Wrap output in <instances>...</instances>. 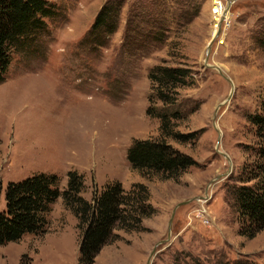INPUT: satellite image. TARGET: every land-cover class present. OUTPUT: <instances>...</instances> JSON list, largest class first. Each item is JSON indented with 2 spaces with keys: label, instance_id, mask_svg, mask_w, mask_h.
<instances>
[{
  "label": "rangeland",
  "instance_id": "rangeland-1",
  "mask_svg": "<svg viewBox=\"0 0 264 264\" xmlns=\"http://www.w3.org/2000/svg\"><path fill=\"white\" fill-rule=\"evenodd\" d=\"M48 1L54 16L13 48L0 82V211L9 182L55 173L65 189L75 170L87 200L113 180L146 199L94 264H264V229L241 234L232 193L259 140L248 116L264 100V0H234L215 40L214 0ZM158 68L187 75L167 101ZM165 113L194 134L166 138L195 162L173 177L127 157L136 139L162 137ZM78 224L60 197L45 233L0 244V264H81Z\"/></svg>",
  "mask_w": 264,
  "mask_h": 264
},
{
  "label": "trees",
  "instance_id": "trees-1",
  "mask_svg": "<svg viewBox=\"0 0 264 264\" xmlns=\"http://www.w3.org/2000/svg\"><path fill=\"white\" fill-rule=\"evenodd\" d=\"M53 7L48 0H0V82L4 81L11 65L13 48L34 39L31 36L47 27L46 18L56 12ZM108 18L100 15L96 25L103 24ZM159 69L163 76L153 73L151 78L158 83V98L167 101L187 75L181 69ZM148 113L151 114L150 109ZM159 117L162 137L136 139L127 157L134 167L143 172L173 177L195 162L187 154L173 148L166 138L184 141L194 134L174 132L168 113ZM248 119L255 127L258 146L251 166L244 165L237 179L240 185L235 186L232 193L244 227L241 234L253 237L264 229V100L261 110L250 114ZM60 182L57 174L45 172L22 181L9 182L5 193L6 210L0 211V244L18 242L25 233H45L48 214L60 197L79 220L78 227L82 231L79 244L81 264L95 263L101 249L114 238L116 227L133 229L141 221L138 205L146 200L145 196L138 198L134 195L135 190L126 191L118 180L107 182L92 201L81 194L85 188V177L78 171H69L65 189H61Z\"/></svg>",
  "mask_w": 264,
  "mask_h": 264
},
{
  "label": "built area",
  "instance_id": "built-area-1",
  "mask_svg": "<svg viewBox=\"0 0 264 264\" xmlns=\"http://www.w3.org/2000/svg\"><path fill=\"white\" fill-rule=\"evenodd\" d=\"M216 0H214V2H215ZM218 1V4H223L225 7V9H226V11L228 10V11H230V9H231V5H232V3H231V5L229 6V4H228V0H226L227 1V3L226 4H224L223 3V1L222 0H217ZM234 0H232V2H233ZM217 4H215L214 3V8H213V13H214V15L215 14H217L218 12H217V10L215 11V6H216ZM214 15H213V17H214ZM214 19V18H213ZM227 19H228V17H226V18H224V17H222L219 21H218V23H219V29H218V31L216 32V34L214 35V37H213V40H215L216 38H219L220 36H221V32H222V29H223V24H224V22L225 21H227ZM217 23V24H218ZM216 23H215V20H214V25H215ZM213 25V27L215 28V26Z\"/></svg>",
  "mask_w": 264,
  "mask_h": 264
},
{
  "label": "bare ground",
  "instance_id": "bare-ground-1",
  "mask_svg": "<svg viewBox=\"0 0 264 264\" xmlns=\"http://www.w3.org/2000/svg\"><path fill=\"white\" fill-rule=\"evenodd\" d=\"M215 4H217L215 7V11L217 10V14H215L214 15V20H215V28H214V31H213V34H212V36L214 37V35L216 34V32L218 31V29H219V23H218V21L222 18V17H224V18H226L227 16H226V13H227V11H226V9L224 8L225 6L221 3V4H218V1L216 0L215 2H214ZM229 12V11H228ZM218 23V24H217Z\"/></svg>",
  "mask_w": 264,
  "mask_h": 264
},
{
  "label": "water",
  "instance_id": "water-1",
  "mask_svg": "<svg viewBox=\"0 0 264 264\" xmlns=\"http://www.w3.org/2000/svg\"><path fill=\"white\" fill-rule=\"evenodd\" d=\"M231 3H232V0H228V4H229V6L231 5Z\"/></svg>",
  "mask_w": 264,
  "mask_h": 264
}]
</instances>
